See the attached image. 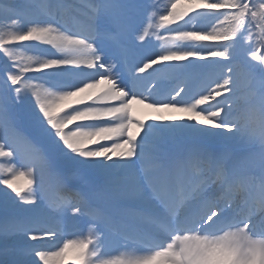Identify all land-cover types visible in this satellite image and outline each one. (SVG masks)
Returning <instances> with one entry per match:
<instances>
[{
  "label": "snow or ice",
  "instance_id": "snow-or-ice-1",
  "mask_svg": "<svg viewBox=\"0 0 264 264\" xmlns=\"http://www.w3.org/2000/svg\"><path fill=\"white\" fill-rule=\"evenodd\" d=\"M0 157V264H264V0H0Z\"/></svg>",
  "mask_w": 264,
  "mask_h": 264
},
{
  "label": "bare ground",
  "instance_id": "bare-ground-1",
  "mask_svg": "<svg viewBox=\"0 0 264 264\" xmlns=\"http://www.w3.org/2000/svg\"><path fill=\"white\" fill-rule=\"evenodd\" d=\"M171 2L176 4V11H183L185 9L193 8L195 0H171ZM175 23H182V21H176ZM217 23H219V22H217ZM169 26L170 25L165 24V28L169 27ZM171 26H175V25L173 24ZM193 26L194 25H189L188 27L191 28ZM225 26H227V24ZM161 33H163V32H161ZM164 34L168 35L167 33H164ZM19 54L23 55L25 57L34 55V54H31V53H25L23 50H22V52H19ZM33 83H36V82H33ZM106 87H108L106 84H101L99 86V89H97V91L103 90ZM82 95H84V94H82ZM132 110H133L134 117H138L140 119H147L150 116H160V115H163V116H169V115L187 116L188 115L187 113L173 112L171 110L156 111L155 109L146 107L144 104H140V103H136V102H133ZM10 159L11 158L0 157V164L4 163L6 160H10ZM1 174H5L6 175L7 172L1 173ZM27 176L28 175L26 174L24 176L17 177L18 184L16 182H15V184L17 186H19V187H22L24 185V187H22V188H25V186H28ZM52 194H53V196H55L54 192ZM87 235H88V233L86 231L85 232V236H87ZM77 254H78L77 250L74 247L69 246L65 250V252L63 254V257L60 259V261H58V264H65V263L71 262V260L72 261L75 260L76 257H77Z\"/></svg>",
  "mask_w": 264,
  "mask_h": 264
},
{
  "label": "rangeland",
  "instance_id": "rangeland-1",
  "mask_svg": "<svg viewBox=\"0 0 264 264\" xmlns=\"http://www.w3.org/2000/svg\"><path fill=\"white\" fill-rule=\"evenodd\" d=\"M160 2V7L161 9L163 10L165 6L169 5V0H159ZM165 28V25L161 28L158 29V31L160 32H163V29ZM153 39H155V36H153ZM19 52H22V49L19 50ZM33 54V53H31ZM7 167H9V160H6L4 163L0 164V174L1 173H5L6 171H4V169H6ZM11 178V177H10ZM27 179H29V177L27 176ZM15 182L18 184V181H17V178H15ZM24 187V185L22 186ZM28 186H25V189L27 188ZM78 253V252H77ZM75 258V257H74ZM76 259H78V254H77V257ZM80 262L79 260L76 261V263ZM65 264H72V262H69V263H65Z\"/></svg>",
  "mask_w": 264,
  "mask_h": 264
}]
</instances>
